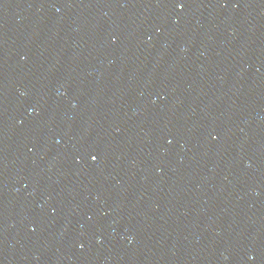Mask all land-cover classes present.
I'll return each instance as SVG.
<instances>
[{"label": "water", "instance_id": "95a60500", "mask_svg": "<svg viewBox=\"0 0 264 264\" xmlns=\"http://www.w3.org/2000/svg\"><path fill=\"white\" fill-rule=\"evenodd\" d=\"M0 264H264V0H0Z\"/></svg>", "mask_w": 264, "mask_h": 264}, {"label": "snow or ice", "instance_id": "6c2138e0", "mask_svg": "<svg viewBox=\"0 0 264 264\" xmlns=\"http://www.w3.org/2000/svg\"><path fill=\"white\" fill-rule=\"evenodd\" d=\"M92 159H96V157H95V156H93V157H92Z\"/></svg>", "mask_w": 264, "mask_h": 264}]
</instances>
